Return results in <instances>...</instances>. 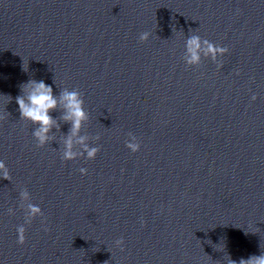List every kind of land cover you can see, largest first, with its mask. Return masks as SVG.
Instances as JSON below:
<instances>
[{"label":"clouds","instance_id":"obj_1","mask_svg":"<svg viewBox=\"0 0 264 264\" xmlns=\"http://www.w3.org/2000/svg\"><path fill=\"white\" fill-rule=\"evenodd\" d=\"M150 35V32L144 31L140 33L139 40L147 41ZM228 51L227 47L219 46L207 39H202L199 35L192 34L186 39L183 60L187 66H197L202 57H210L213 62H217V57L223 56ZM217 67L218 69L222 68L223 64L218 63ZM20 93L15 97L20 119L29 121L36 126L32 135L37 142V147H43L52 142L55 138L52 129H59V120L71 125L67 135L60 139L62 144L61 159L63 161H72L79 157H85L87 160L95 159L100 147L91 146L89 144L91 138L87 134L81 135L82 128L89 120V113L85 110L83 95L78 89L63 88L59 95H54L52 86L43 80L30 79L20 85ZM8 97L10 102L12 97ZM251 99L255 100L256 96L253 95ZM56 110L61 111L58 118H54L50 114ZM5 112L6 115H0V120H4L10 115L6 110ZM128 137L129 139L125 142L126 148L132 153L138 152L141 144L137 137L131 132L128 133ZM95 139L98 140L99 137H95ZM78 171L81 175H86L88 170L85 167H80ZM0 177L10 180V171L3 160H0ZM20 200V207L25 210V216L24 224L18 225L16 232L17 242L23 244L25 225H30L36 217H43V212L38 205L30 202L31 196L26 188L20 191ZM8 214L14 215V210L9 208ZM114 243L123 250L124 240L122 237ZM227 264H236V262L228 257ZM239 264H264V253L252 255L248 259L242 258Z\"/></svg>","mask_w":264,"mask_h":264}]
</instances>
